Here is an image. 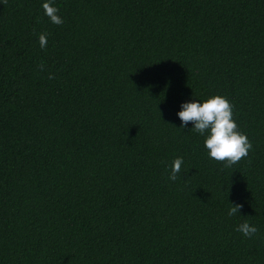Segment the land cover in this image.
Instances as JSON below:
<instances>
[{
  "label": "trees",
  "instance_id": "obj_1",
  "mask_svg": "<svg viewBox=\"0 0 264 264\" xmlns=\"http://www.w3.org/2000/svg\"><path fill=\"white\" fill-rule=\"evenodd\" d=\"M45 2L0 0V264H264V0ZM213 95L231 168L177 115Z\"/></svg>",
  "mask_w": 264,
  "mask_h": 264
},
{
  "label": "clouds",
  "instance_id": "obj_2",
  "mask_svg": "<svg viewBox=\"0 0 264 264\" xmlns=\"http://www.w3.org/2000/svg\"><path fill=\"white\" fill-rule=\"evenodd\" d=\"M42 8L51 23L55 25L64 23L53 0H47L42 4ZM38 35L40 47L46 48L47 33ZM45 67L43 62L39 64L40 71H44ZM48 78L54 79L55 77L49 74ZM181 108L182 110L177 113L182 122L181 129L189 122L194 125L192 130L205 137L204 147L208 150L209 158L224 162L225 168H231L242 158L248 157L253 145L247 135L239 130L234 119V105L226 97L213 95L202 103L198 101L183 103ZM183 164V157H176L172 161L169 180L173 182L177 180L182 172ZM242 208V204H230L228 215L236 216ZM236 231L241 232L247 238H252L258 232V228L245 220L236 228Z\"/></svg>",
  "mask_w": 264,
  "mask_h": 264
}]
</instances>
